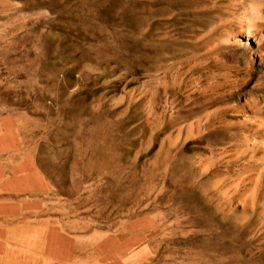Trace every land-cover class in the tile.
Here are the masks:
<instances>
[{
    "label": "rangeland",
    "instance_id": "374dc122",
    "mask_svg": "<svg viewBox=\"0 0 264 264\" xmlns=\"http://www.w3.org/2000/svg\"><path fill=\"white\" fill-rule=\"evenodd\" d=\"M263 118L264 0H0V264H264Z\"/></svg>",
    "mask_w": 264,
    "mask_h": 264
},
{
    "label": "bare ground",
    "instance_id": "6f19581e",
    "mask_svg": "<svg viewBox=\"0 0 264 264\" xmlns=\"http://www.w3.org/2000/svg\"><path fill=\"white\" fill-rule=\"evenodd\" d=\"M263 117V116H262ZM264 119V118H263ZM260 122V121H259ZM264 127V126H263ZM263 127H260V129H262ZM259 129V128H258ZM263 130V129H262ZM260 132H261V130H259ZM263 132H264V130H263Z\"/></svg>",
    "mask_w": 264,
    "mask_h": 264
}]
</instances>
